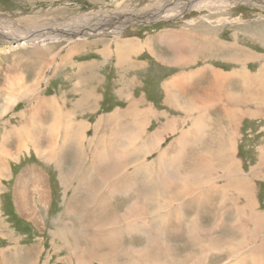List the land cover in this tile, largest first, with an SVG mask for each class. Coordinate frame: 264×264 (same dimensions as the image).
Masks as SVG:
<instances>
[{
  "label": "rangeland",
  "instance_id": "rangeland-1",
  "mask_svg": "<svg viewBox=\"0 0 264 264\" xmlns=\"http://www.w3.org/2000/svg\"><path fill=\"white\" fill-rule=\"evenodd\" d=\"M190 1L0 0V28H11L13 31L16 26H19L22 27V30L29 31L28 29L38 28L34 25L54 24L92 12L104 15V18L99 20V24L109 19L112 25H120L121 23L117 20H121V17L111 18L115 14H129L134 18L142 10L151 14L156 12L159 6L165 4L170 7L169 11H171L175 8L181 9L188 6ZM229 1V5L225 4L226 6H220V2H216L213 9L189 7L178 16L171 15L169 12L160 13L159 16H164V19L142 21L137 19L127 21L129 19H125L126 26L121 27L122 29L118 28L117 32L77 33V37L71 40L54 39L40 46L13 47L7 54L4 53L7 45L0 42V82L2 81L0 86L4 89L6 81L7 84L13 83L8 87V93L22 95L20 102L6 114H4L6 110L0 114V146L6 147L5 150L3 148L0 151L2 150L1 156L5 157L6 154L5 158H8L3 160L8 162L4 167L6 170L2 178L0 174V264L149 263L150 259L146 258L145 253L136 251L148 244L144 231L148 233L151 230L146 227L150 223V216L147 215L145 218L144 214L164 211L166 206L161 204H165L172 197L181 206L189 203L188 198L200 199L195 200L196 203L201 204L197 214H195L194 206L188 205L183 210L184 217H187V219L184 218L186 226L183 229L187 233V239H193L195 236L196 241H204L205 245L211 244V247L207 248L215 246L213 249L215 252L209 258L207 256L211 255V252L198 250L197 264H200L201 261V264H264V252H262L264 250V0H253L256 2L246 4L239 2L237 3L239 5L234 6H231L232 0ZM29 42L26 40V43ZM167 42H169L168 46ZM106 46H109L111 50ZM104 47L108 55L102 52ZM164 47H168L169 50L167 51ZM178 48H185L181 57L177 55ZM223 48L227 52L230 51L231 54H228L230 60L228 57L225 59L222 54L218 57L213 55V52H218ZM160 50L167 53L169 58L179 59V64L184 66L185 78H190V80L198 75L197 72H187L190 64L193 65L191 68H194L211 63L213 66L225 70H234L235 67L241 65V69L236 71V74L248 87V104L247 106L242 105L243 109L247 111L241 113L240 103L236 101L232 102V106L229 100L217 103L215 98L223 91V88L222 84L213 85L209 88V99L205 95L200 100V104H194L196 108L192 113L196 114L181 116L185 121L174 128L169 138L163 141V149L158 142L162 141L166 135L157 136V138L154 136L155 140L149 141L154 134L156 124L147 128V118L152 109L145 107H150L152 101L160 106L162 100L156 99L161 96L160 90L155 91L154 89V92H148L142 82V87L136 96L125 85L120 86L117 90L114 89L115 93L110 90V93L107 94V90L111 87L115 88L118 82L115 81L116 79H120L121 83L127 82V85L134 84V79L146 82L148 70L151 69H153L151 73L154 70L159 72L155 76V83L152 84L160 85L163 70L154 65L157 61L150 54L155 51L159 53ZM33 51L35 53H32ZM37 51L40 53L39 57L34 56ZM16 52H19L20 57H13ZM104 58H108V60L100 66L99 71L106 74V80L94 72H85L90 70L87 61L98 63L97 59L104 60ZM43 62L44 64H42ZM149 63L150 65H148ZM173 63L176 64L174 61ZM28 64L36 70L34 75L29 74L26 68ZM205 67L210 69L209 65ZM92 70L95 71L96 67ZM177 70L176 67L169 68L168 75ZM215 71L219 80H225L231 75L225 73L220 79V73L218 74V71L214 69ZM190 75H196V77H190ZM112 77H114V81ZM238 82L234 78L233 91L240 90L241 85ZM212 84L213 82L210 83V85ZM191 85L195 87V84ZM179 87L184 88V85L181 84ZM100 88L105 89V95L111 99L106 102L115 107L118 106V108L115 109L114 114L99 119L102 116V111L87 114V108L93 107L97 103L96 106L101 107L104 95ZM172 89V87L169 90L166 89L167 97H170ZM85 94L88 96L85 97ZM222 94L224 93L222 92ZM145 95H147L146 98ZM50 96H53L54 100L59 103L52 104L53 113L50 115L51 118L47 119L49 121H44V127L49 126L50 130L55 131L53 135L55 139L52 143L58 144L59 153H62L58 158L59 164L54 162V157L48 155L46 148L34 146L32 136L29 138L21 128L24 123L21 115L23 113L30 115L32 103L49 99ZM174 96L175 98L172 99L178 98L176 93ZM192 96L193 94L184 93L185 98H192ZM76 99L83 101L76 104ZM234 100H236V96H234ZM225 102L227 105L224 104ZM0 104H2L1 99ZM178 106L181 107L183 104ZM199 107L202 110H198ZM224 107L225 110L231 111L233 119L237 107L241 117V119H237L238 122L235 126H231L223 119L226 133L222 137L225 135L228 136V139L232 135L236 137L237 153L234 154L230 164L233 171L237 170L245 175L247 182L243 180L242 190L245 197L239 195V186L227 189L228 195L224 197L223 194L224 198L221 197L220 190L219 193L216 191V194H211L213 188L218 186L216 183L224 182L220 179V165L224 164L227 167L226 156L217 157L214 155L217 153L216 140L220 131V120L223 121ZM181 108L186 113H190L189 109ZM64 109L67 113H69L68 109L73 111L74 118L72 119L74 121L72 120L70 124L74 130L82 125L83 139H79V136L69 139L73 134L69 132L68 124L67 127L63 125V114L61 113H64ZM139 109L149 112V116L145 115L146 112L135 116ZM180 111L182 112V110ZM55 116L59 119L57 118V122L52 123ZM144 116L147 118L144 119ZM97 118V123L90 122ZM134 119L142 120L137 121L136 124ZM130 123L136 126L132 127ZM90 128H93L94 131H88ZM108 130L110 131L105 133ZM48 131L42 129L41 133H49ZM140 137L141 139H139ZM100 142H103L105 146L119 145L114 150L121 152L124 149L126 154L121 152V155L125 154L121 156L122 158L118 155L115 157L117 159L112 157L113 160L109 164H102L101 160L98 164L94 160ZM231 149L233 150V148ZM78 150L81 160L79 164L73 159ZM142 152H147V156H142ZM205 155H209L211 158L206 161L203 167L206 160ZM5 162L4 164H6ZM146 162L150 164L147 168L137 169L147 166ZM217 164L219 166L216 167ZM34 167L37 168V175L45 185L46 200L45 202L40 201L35 190L36 187L33 188V185L23 191L27 195L31 207L37 209L39 218L29 213L26 215V212L20 213L17 204L23 200L16 198L15 191L11 194L12 187L18 182L17 177L24 178L20 174L25 175L28 169L31 170ZM128 167H130V173H124V177L119 180L121 182L113 185L117 189H115L116 193H106L105 199L113 198L108 202V210L102 209L101 197L96 199L97 201L92 200V190L95 191L98 188V183L90 181L89 192L84 186L81 187L82 189L74 190V187L79 184V179L75 178L77 174L74 171L81 170V172L90 173L91 170L96 169L99 174L97 178L100 181L106 176L118 174L119 170L127 171L125 168ZM12 169H16L18 172H11ZM135 169L139 171H135ZM228 173H232L230 167L229 172L227 168H224L223 176L226 186L231 184L230 179L227 180ZM59 175H63L64 180L61 181ZM119 176L121 177V173ZM127 179L132 183L131 191L127 190ZM152 179H155V183L146 192L142 188V182ZM167 181L169 183L162 192V186L164 187ZM238 182L240 184V181ZM245 183L248 184L247 187ZM93 185L96 186L95 189ZM177 186L181 188L175 194ZM189 186L198 187L197 194L199 192L200 194L195 195L196 190L193 193L192 188V190H188ZM182 191L188 193L191 191L192 195H188L185 199L184 195H180ZM208 199L214 201V205L209 204ZM135 200L141 202V208L139 205L134 206ZM151 205L156 206L154 211H152V207L150 208ZM134 223L136 225L133 227ZM124 225L125 228H122ZM139 226L142 229L136 233L131 231ZM157 226L156 223L154 227ZM197 228L198 231L194 230ZM111 229L116 231L119 229L125 236H115L114 233L107 235L106 232ZM101 230L104 232H99ZM193 230L195 234L192 232ZM130 233H132L131 236ZM171 238L176 239L175 236ZM186 242L183 247L181 244H177V246L182 250L188 249ZM129 244L135 245L137 249H132ZM115 250V256H113ZM121 255L125 256V261L118 263L119 258L122 260ZM146 259L148 260L146 261ZM111 260L114 262L112 263ZM108 261L110 262L108 263ZM165 263L164 260H161L160 253L154 254L152 264Z\"/></svg>",
  "mask_w": 264,
  "mask_h": 264
},
{
  "label": "crops",
  "instance_id": "crops-1",
  "mask_svg": "<svg viewBox=\"0 0 264 264\" xmlns=\"http://www.w3.org/2000/svg\"><path fill=\"white\" fill-rule=\"evenodd\" d=\"M164 40L167 41L165 38H164ZM168 45H169V42H167V46ZM106 47H108V49L111 50V48L109 46H106ZM131 48H132V45H131ZM164 48L167 51L169 50L168 47H164ZM103 49L104 50H102V52H105V54H106L105 47ZM178 49H179V52L177 55L181 57L185 48H178ZM32 53H35V52L33 51ZM150 54L157 61V62L155 61L156 63H154V65L159 66L163 70L160 85L152 84V83H155V81H154L155 76L159 72L157 70L155 72V70H154L153 73H151L153 70V69H151V70H148L146 82L138 81L139 79H137V80L134 79V84L129 82L130 85H127V82L125 83L123 81V83H121L120 79L119 80L116 79L115 81H118V82H117L115 88L111 87L110 89H108L107 94L110 93V90L114 91V89L117 90L120 86L125 85V86H128L127 89L129 90V88H130V91L134 92V94L136 96V93H138V91H140V89L142 87L141 86L142 83H143V86H145V88H147L148 92H154V89H155V91L160 90L159 94H161V96H160V98H159V96L156 98V99H160V101L162 100L160 106L152 101V104L150 107H145L148 109H152L150 116H149V112H147L145 110L143 111L141 109L136 111L137 114H135V116H138L141 113L145 114V112H146L147 114H145V115L149 116L148 118H147V116H144V119L147 118V128H149L150 125L152 126L153 124H156V129L154 130L155 135L153 134V136L149 139V141L155 140L153 138L154 136L157 138V136L161 137L163 135H166V137L163 138L162 141L158 142V144H160L161 149H163V141H166L169 138L171 131L174 128H177L181 122L185 121V120H183V117H181V116L186 117V116H192V115L196 114V113H192L193 110L196 108V105H194V104H200V100L205 95H207V98L209 99V97H210V95H209L210 89L209 88L212 87L213 85L222 84V88H223L222 92L224 94H222V92H221L218 94V97L215 98L217 100V103L219 101H220V103H223L225 100H229V103L231 101V106H232V102L236 101L237 103L238 102L240 103L241 113L247 111V110L243 109L242 105L245 104V106H247V104H248V96H247L248 87H246L243 84L242 78L236 74V71L241 69V67H242L241 65H240L241 67L240 66L235 67L234 70L233 69L225 70L223 68L215 67L211 63L202 64L201 66H199V67L196 66L194 68H191V67H193V65L190 64L187 72H189V73L190 72H197L198 73L197 77H196V75H194V76L190 75V77H196V78H193L194 80L192 79L193 80L192 81V80H190V78H185L184 66H183V64H179V59L174 60V58H169L168 54L163 52V50H160L159 53L157 51H155L154 53H150ZM220 54H222L225 57V59H227V57L229 59L230 56L228 54H231V53H230V51L227 52V50L224 48H223V50L219 49L218 52H213V55L215 57H218ZM39 55H40V53L37 51L36 55H34V56L39 57ZM106 55H108V54H106ZM30 56H31V54H30ZM169 59H171V60H169ZM216 59L220 60L219 58H216ZM107 60H108V58H106V59L104 58V60L97 59L96 61L98 63H94L92 61H87L86 63H89L87 65H88V69L90 68V70H86L85 72H94L97 75H99L101 78L103 77V79L106 80L107 79L106 74H104L103 72H100L99 69H101L100 66L104 62H106ZM116 61H117V59H116ZM173 61L176 64H174ZM91 63H93V64H91ZM42 64H44V62ZM148 65H150V63ZM207 65H209L210 69L205 67ZM211 65L213 66L214 69H216L218 71V74L220 73L219 74L220 79L223 78L225 73L231 74L230 77L225 79V80L224 79L219 80L217 77L216 71L214 72V69L211 67ZM94 67H96L95 71L92 70ZM98 67H100V68H98ZM175 67H176V70L178 68L179 69L176 72H173L172 74L168 75L169 68L172 69ZM27 70H28L29 74H31V75H34L36 73V70L34 69V67H33V72H30L29 68H27ZM22 74H23V72H22ZM241 76H243V75H241ZM234 78H236L239 81L238 83L241 85L239 91L238 90L233 91V80H234ZM37 79H38V77H37ZM112 79L114 81V77H112ZM187 79H188V81H187ZM128 80H131V79H128ZM211 82H213L212 85H210ZM167 83H168V85H167ZM181 84L184 85V88L179 87V86H181ZM191 84H195V87ZM189 85H191V86L189 87ZM223 85H224V87H223ZM152 87H153V89H152ZM170 87L173 88L172 91L170 92V95H169L171 98L167 97V94H166L167 93L166 89L169 90ZM81 88H82V85L80 87V90H81ZM204 88H207V89H204ZM222 88H221V90H222ZM100 90L103 92V95H104V98L101 102L102 103L101 107H99V105L96 106L98 104L97 103V104H95V106L87 108L88 109L87 114H92L91 112H94V111L97 113L102 111V113H101L102 116L99 117V119L104 118L105 116H108L110 114H114L115 109L118 108V106L115 107V106L109 104V102H106V101L111 100V99L108 95H105V91H106L105 89L100 88ZM202 90H204V91H202ZM142 92H144V91H142ZM114 93H115V91H114ZM174 93H176L178 98L172 99V98H175ZM184 93H186L188 95L193 94V96H192V98H185ZM221 94H222V96H220ZM151 95L153 96L154 94L152 93ZM87 96H88V94H85V97H87ZM234 96H236V100H234ZM146 97H147V95H145V98ZM49 99L52 100L54 98H53V96H50ZM98 99H99V97H98ZM189 99L192 101H190ZM82 101H83L82 99H78V100L76 99L75 103L80 104ZM18 102H20V100ZM177 104L178 105L183 104V106H181V107H184L185 109H189L190 113H186L183 110V108L179 107ZM224 104H226V102ZM222 106H224V105L222 104ZM199 109H201V108L199 107L198 110ZM180 110H182V112ZM222 112L224 114L222 120L223 119L226 120L231 126L237 125V122H238L237 119L238 118L241 119V117L238 114L237 107H236L235 113L233 115L234 119L232 118L231 111L229 109L225 110V107H224ZM200 113H202V112H200ZM205 116H206V114H205ZM134 120H133L134 123L136 122V124H137V121H139V120L141 121L142 119H134ZM224 120L223 121L220 120V124H221L220 125V131H219V135L217 136L218 138L216 140L217 153H214V155H216L217 157L218 156L221 157L222 155L226 156V159H225L226 163L225 164L227 165V167L224 166V164L220 165V167H219V171L221 172L220 179L224 182L223 183H216L215 182L216 184H218V186L213 188V191L211 192V194L212 195L216 194V191H218V193H219V190H220L221 197H223V194H224V197H226L228 195V193L226 192L227 189H230V188L232 189L233 188L232 186H239L238 188H239L240 194L238 191H236V190H234V191H236L237 194L245 197V193L242 191L243 190V180L245 182H247L245 175H243L239 171L237 172V170L233 171L232 166L230 164V162L232 161V158L234 157V154L237 153L236 152L237 151L236 145H238V143L236 141V137L233 135L229 139H228L227 135L222 137V135L226 133L225 132L226 127L224 126V124H225ZM97 121H98V118L95 121H90V122L91 123L92 122L97 123ZM131 126L134 127L136 125L131 124ZM90 130L94 131L93 128H90L88 131H90ZM100 130L102 132V129H100ZM109 131L110 130L105 131V133L109 132ZM129 136L132 138L131 135H129ZM139 139H141V137ZM231 148H233V150ZM216 149H214V150H216ZM147 154H148L147 152L146 153L142 152V156H144V155L147 156ZM210 155L212 157V154H210ZM208 157H209V155L208 156L205 155L206 160H205L204 164L202 165L203 167H204L206 161H208L211 158V157H209V158ZM146 164H147V166H145L143 168H137V169H145L150 165L147 162H146ZM217 166H219V164H217L216 167ZM229 167H230V170L232 171V173L231 174L228 173L227 180L230 179L231 184L226 186L225 177L223 176V173H224V168H227L228 172H229ZM216 170H217V168H216ZM4 171L2 172V175H3ZM10 171L11 172H18V171H16V169H12ZM135 171H139V170L135 169ZM211 172H212V170H211ZM233 172H234L235 177L233 176ZM236 173H237V175H235ZM2 175H1V178H2ZM208 177H209V175H208ZM155 178L157 179V176ZM172 178H173V176H172ZM238 181H240V184ZM168 183L169 182L167 181L166 185L164 187L162 186V192L164 191V189ZM247 185L248 184L245 183L246 187H247ZM180 188L181 187H178V186L176 187L175 194L179 191ZM191 188H192V186H189L188 190L193 189V193H195V190H196L195 195L200 194V192L197 194L198 187H195V188L193 187L192 189ZM15 190H16V185L12 187L11 194L14 193ZM182 192L180 193V195L181 196L184 195L185 199H187L188 195H192L191 191L189 193L187 191H182ZM50 195H51V193H50ZM11 198H10V200H11ZM161 198L164 199L163 196H161ZM172 198H169L165 204L164 203L161 204L162 206H166V209L164 211H159L156 213L146 212L144 214L145 218L147 215L150 216V221H149L150 223L146 227L151 229V230L148 233L146 231H144L145 238H146V241H148V244H145L142 248H139V249H137L135 245L129 244L130 245L129 247H132V249L136 248L137 249L136 251L145 253L146 258L150 259V262L149 263L146 262L145 264H152V262H154V254H156V253H160V258H161V260H164V262H166L165 264H197V259H198L197 252H198V250L199 251L200 250L205 251L208 253L211 252V255H208V256H207V254L205 255V257L207 256L209 258L212 256L213 252H215V250H213L215 246L213 248H207V247H211V244L205 245L206 243L204 241H196L195 236H193V239H189V238L187 239V237H186L187 233H185L184 229H183V227L186 226V222L184 221V218L187 219V217H184V215H183V210L188 205L194 206L195 214H197V211L200 210L201 204L196 203L195 200H200V199L188 198L187 201H189V203L183 204L182 205L183 207H182L181 204L179 202H177L176 199H174V198L172 199ZM208 202H209V204L214 205V203H213L214 201L208 199ZM133 204H134V206L139 205L140 208L142 205L141 202H139L137 200H135L133 202ZM245 205H246V203H245ZM145 207L147 210L148 208L146 205H145ZM151 207H152V211H154L156 206L151 205L150 208ZM216 218L218 219L219 217H216ZM156 223L158 224V226L154 227ZM132 225L134 227L136 225V223H134ZM122 228H125V225L122 226ZM140 229H142V228L139 226L137 228H133L131 231L136 233V231H139ZM194 230L198 231V228L194 229ZM194 230L192 232L195 234ZM117 231H119V229ZM117 231L111 229L108 232H106V234L110 235V234L114 233L115 236L124 235V234H121L120 231H119L120 232V234H119V232H117ZM99 232H104V231L101 230ZM209 232H210V230H209ZM131 234L132 233H130L129 235L131 236ZM172 236H175L176 239L171 238ZM186 240H187V242H186ZM184 242L187 243L188 249L182 250V248H179L177 246V244H181L183 247V244H185ZM76 245H78V244L76 243ZM115 252H116V250L114 251L113 256H115L114 255ZM121 257H122V260H121V258H119L118 263L119 262L123 263L125 261V256L121 255ZM111 261H112V263L114 262L113 260H111ZM109 262L110 261H108V263ZM201 263H202V261L200 262V264Z\"/></svg>",
  "mask_w": 264,
  "mask_h": 264
},
{
  "label": "bare ground",
  "instance_id": "bare-ground-1",
  "mask_svg": "<svg viewBox=\"0 0 264 264\" xmlns=\"http://www.w3.org/2000/svg\"><path fill=\"white\" fill-rule=\"evenodd\" d=\"M188 1H190V0H188ZM216 2H220V4H221L220 6H224L225 4L226 5H229V2L230 1L229 0H214V1H210V0H198V1L197 0H191L188 6L182 7L181 9H178V8L176 9L175 8L174 10H171V11H169V8L170 7H168L167 5L164 4L163 6H159L157 8V9H159L158 11L156 9V12H152L151 14H149L147 11L145 12V10H142L141 13L140 14H137V16H134V18L131 17L129 14H124V15H122V14H115V16H112L111 18L121 17V20H117V21H119V23H121L120 25H112L110 23L109 19H107L106 22H103L102 24H99V20L102 19V18H104V15L99 14L97 12H92V13L83 14L81 16L73 17V18H71L69 20H66V21L57 22V23H54V24H47V25H44V26L34 25L32 23L31 24L32 26L33 25L34 26H38V28L28 29L29 31H24V30H22V27H19V26H16V29L13 30V31H12L11 28L10 29L9 28L4 29L2 27V28H0V42H3L4 44L7 45V48L5 49V52H4L5 54H7V53L11 52L10 50L13 47L28 46V45H32V46H37L38 45V46H40V45L46 44V42H49L50 40H54V39H58V40H60V39H70L71 40L72 38L77 37V33L86 32L87 34H91V33L92 34H98L100 32H107V33L108 32H117L118 31L117 30L118 28H121V27L124 28L126 26V22L127 21H132L134 19H137L139 21H142V20H150V19H152V20L153 19H156V20L157 19H164L163 18L164 16H159L160 13H168L169 12L171 15L178 16L179 13H182L183 14L184 13V10H187L189 7H191V8H197V9H203V8L213 9V7H214L213 5ZM239 2H241V3H244L245 2V4H246V3H250V2L254 3L256 1H253V0H232L231 6L239 5V4H237ZM221 8H225V7H221ZM129 12L132 13L131 11H129ZM125 13H127V12H125ZM125 19H129V20L126 21ZM87 30H89L90 32L87 31ZM49 37H50V39H49ZM26 40L27 41H30V42L29 43H26ZM17 41H18V43L19 42L20 43L19 44L16 43ZM35 42H37V43H35ZM11 43H14V44H11ZM13 57L14 58L20 57L19 56V52H16V54ZM245 57L248 58L249 56H245ZM255 57H256V55H255ZM255 57H253V58H255ZM257 57H259V56H257ZM249 58H252V57L250 56ZM259 58H261V57H259ZM26 67L29 68L30 72H33L32 65H29L28 64ZM260 71H262V70H260ZM6 82L4 83V89L0 86V99L2 100V104H0V106L2 108L0 110V114L4 110H6L5 113H4V114H6V112L8 110H10L15 104H17L18 103V100H20L22 98V95H20V94H10V93H8V91H7L8 90V87L11 86V85H13V83L7 84ZM15 84H18V83L15 82ZM3 103H4L5 107H3L4 106ZM56 103H59V102H57V100H54V99H52V100H50V99H42L40 101H37V102L32 103L31 104L32 105V108H31V114L30 115H27V113H23V114L21 113L22 114L21 116L23 117V122H24L21 128L29 136V138H31L30 136H32L33 142H34V146H38L39 148H42L43 147V149L46 148L48 150V155L50 157H54V162H56V163L59 164L60 163V160L58 158H60L59 155L62 154V153H59L60 150H58V147H57L59 145L58 144L56 145V144L52 143L54 141V139H55L53 137L55 131L54 130H50L49 129V126L48 127H44V124H45L44 121L47 120V119H50L51 118L50 115H52V113H53V106H52V104H56ZM68 111H69V113H67L66 109H64V113H61V114H63L62 115L63 118L60 116L61 114L59 115V117H61L63 119L62 120L64 122L63 125H66V127H67V124L69 125V128H68L69 129V132L71 134H73V136L72 137H69V139H71L73 137H77L78 138V136H79V139L80 138L83 139L84 136H82V133L84 131H83L82 125H80L77 129L74 130L71 127V124H70L72 120L74 121V119H72V118H74V115H72L73 111H70L69 109H68ZM47 114H49V115H47ZM57 118L58 117L55 116V118H53L52 123L53 122L54 123L57 122ZM47 121H49V120H47ZM52 123H51V125H52ZM32 126H33V129H32ZM39 128H41V130L38 131ZM42 129L43 130H49L48 131L49 133H45V134L44 133H41L42 132ZM32 130L34 131L33 134H32ZM12 134L14 135V133H12ZM66 136H68V135H66ZM14 137H17V136H14ZM29 138H27V139H29ZM65 140H67V139L65 138ZM26 141H29V140H26ZM67 143H66V145H67ZM26 144H28V143L26 142ZM19 145H21V144H19ZM53 145H55V146L53 147ZM4 146H5V143H4ZM118 146L119 145H112V144L105 146V144L103 142H100V145L98 144V149H97L96 154H95V160H94V162H96V163L99 164V161L101 160L102 164H104V163L109 164V162L111 160H113L112 157L114 159H117V158H115L117 155L120 156V157L122 155L124 156L126 154V152L124 151V149L121 152L122 153H125V154H122V155L120 154L121 153L120 151H115L114 150ZM60 147H62V146H60ZM3 148H4V150L6 149V147L0 146V149L3 150ZM77 148H79V147H77ZM35 149H37V148L35 147ZM119 150H120V148H119ZM1 151H0V174L2 175V172L4 171V167H6L7 162H8V161L5 162L3 160L4 159L6 160L8 158H5V157H7L6 154H5V157L3 155L1 156ZM3 152L5 153L6 151H3ZM57 153H59V154H57ZM40 155H41V153H40ZM48 155L46 154L47 157H48ZM2 157H3V159H2ZM73 159H74V161L76 163H78V164L81 163V160H80V151L79 150L77 151V153L75 154V156H74ZM49 161H51V160H49ZM4 162L6 164H4ZM36 169H37L36 167L31 168V170L28 169L25 172L26 177H25V175L20 174L24 178H22L20 176L17 177L16 180L18 182L16 184L15 196H16V198H20V199L23 200L22 202H20V204H17L20 213L22 212V214H23V212H26V215L32 214V215H34V217L37 216V218H39L38 212H36L37 209L36 208L34 209V208L31 207L30 201H28L27 195H25V192L23 191V189H26L30 185H33V188H34V186L36 187L35 190L37 191V193L39 195L40 201L41 202H45V200H46L45 199L46 198V191H45V187H44L45 185L42 182V180L38 177ZM125 169H127V171H120L119 170L118 171V174H114V175H111V176H108V177L106 176L107 178L106 177L101 178L100 181H98V178L97 177L99 176V174L96 171V169L91 170L90 173H85L84 171L81 172V170H77L76 172L74 171L75 174H77V175L79 174L80 175L79 177L77 175H75V178H78L79 179V184H78L77 187H74V190H78L81 187L83 188V186H84V187H86V191L89 192L88 191V187L90 188L89 182L92 181L95 184L98 183L99 184V185H97L98 188H96L95 191L92 190V193H93L92 194L93 195V199L92 200L97 201L96 199H99L101 197L100 198V200H102L101 206H102V209L105 210V209H107V206L109 207L108 202L113 199V198L110 199V200L105 199L106 193L107 192H111L112 194L113 193H116V190L117 189L114 188L113 185L115 183L119 184L121 182L119 180L124 177V173H130V171H131L130 170V167L125 168ZM83 173H85V174H83ZM119 173H121V177L119 176ZM59 177H60V180L61 181L64 180L63 175H59ZM115 178H117V179H115ZM117 181H119V182H117ZM123 181H125V180H123ZM142 183H143L142 184L143 190H145L147 192V190L149 188L153 187V185L155 183V179H152L150 181H143ZM95 187L96 186H94V189H95ZM132 187H133L132 186V183L128 180L127 190L130 189V191H131L132 190ZM126 193H127V191H126ZM128 208H130V207H128ZM24 215H25V213H24ZM34 222H36V220H34ZM259 250H261V249L259 248ZM262 252H264V250ZM147 260L148 259H146V261Z\"/></svg>",
  "mask_w": 264,
  "mask_h": 264
}]
</instances>
